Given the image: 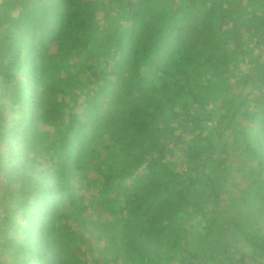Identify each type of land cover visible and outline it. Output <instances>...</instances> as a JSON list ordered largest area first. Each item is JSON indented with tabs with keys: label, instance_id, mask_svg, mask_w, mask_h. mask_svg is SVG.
<instances>
[{
	"label": "trees",
	"instance_id": "obj_1",
	"mask_svg": "<svg viewBox=\"0 0 264 264\" xmlns=\"http://www.w3.org/2000/svg\"><path fill=\"white\" fill-rule=\"evenodd\" d=\"M0 84L18 114L8 126L0 104L3 187L29 190L0 216L18 264L264 259V0H1ZM71 91L92 93L87 113L55 106ZM110 120L111 153L89 200L76 175ZM40 125L56 130L49 169L37 161L49 150ZM84 233L108 249L87 243L89 257H77L70 246Z\"/></svg>",
	"mask_w": 264,
	"mask_h": 264
},
{
	"label": "rangeland",
	"instance_id": "obj_2",
	"mask_svg": "<svg viewBox=\"0 0 264 264\" xmlns=\"http://www.w3.org/2000/svg\"><path fill=\"white\" fill-rule=\"evenodd\" d=\"M1 1V0H0ZM96 23L100 27H111V25L108 22H105V19L103 17V12L98 11L96 13L95 17ZM190 26V25H189ZM15 34L14 36H16ZM239 67H242V64L239 63ZM65 68L64 64L59 65H49L48 67V73L51 72H58L59 74L64 75L65 73ZM88 72L81 73L79 75L80 78H84L87 76ZM44 79V78H43ZM111 81V80H110ZM230 81H233L232 78L230 77ZM247 91V90H246ZM96 95H100V100L104 99L105 96H103V92L99 88H95ZM0 104H3L5 107L4 115L6 117V123L8 126H11L12 123L14 122V119L18 117V114L15 112L17 106L13 104L12 100L10 98H6L2 93V85L0 84ZM92 97V93H86L85 95H77L75 94L74 91H71L70 94H67V96H60L58 99L55 101V106L62 111L63 113H66L68 110V107L72 105V103H79L75 110L77 113L85 112L87 109H90L91 105L90 103H86L84 99ZM84 101V102H82ZM88 110L85 112L87 113ZM84 113V114H85ZM86 117V115H84ZM41 131H48L49 136L48 138L44 141V144H46L49 148L42 149L39 151L38 159L37 161L40 162V168L41 169H49L50 168V161L53 160V158L50 155V152L55 147V138H56V130L53 127H48V126H39ZM32 130V128H31ZM101 129L99 130L100 133ZM104 135L100 138H96L93 143H91V148L93 149V152H89L85 158H83V167L79 171L80 175H76L78 180H81L83 184L85 183L87 186V189L84 191V194L87 195V197H90L89 200H92L94 197H97L99 195V189L102 184V173L104 172L106 168L105 164V158H107L110 153H111V120L109 121L108 125L104 127ZM28 141L33 143L34 145L37 144V139L36 137H33L32 135L28 136ZM5 145L0 146V149H4ZM35 152V151H34ZM52 158V159H51ZM229 162L233 163V165H237L239 167H244L243 161L241 160V157L237 158V155H234L233 157L231 156L229 158ZM251 167V166H248ZM247 166H245L246 170L249 169ZM233 172V171H232ZM234 179L238 181L240 184H244L246 182V178L243 175L238 174L235 172L234 174ZM247 176V175H245ZM80 182V181H79ZM4 183L3 180L0 176V216L3 215V210L5 208L11 207V204L14 203L15 201H20L21 198L29 191L25 188L20 187L19 185H12L10 188L3 187ZM109 197L110 194H109ZM99 198V196L97 197ZM226 198V197H224ZM96 213V219H98L101 222H107L111 220V215L107 211H102L98 210V208L95 210ZM123 214H126L124 212ZM23 224L22 222H20ZM262 228L264 230V222L262 225ZM11 236L16 237L17 242H22L24 241V233L20 229H14L10 232ZM87 241H84L83 244L80 246H70V251L75 253L78 257V254L81 259H87L89 256L87 254L89 253L88 251V244L91 243V245H97L98 247L102 249H108L109 244L106 241H100V242H94L95 239L93 240L89 234L84 233ZM89 238V239H88ZM93 254L95 256L99 255L98 248H95L93 250ZM24 257L25 254L23 253ZM20 253L14 252L13 249L11 248H3L0 242V264H18L23 258H20ZM261 261V263L259 262ZM259 261H255L252 264H264V259H260Z\"/></svg>",
	"mask_w": 264,
	"mask_h": 264
}]
</instances>
